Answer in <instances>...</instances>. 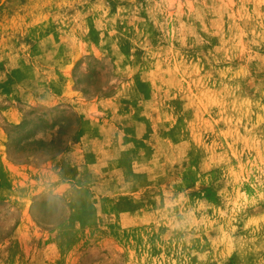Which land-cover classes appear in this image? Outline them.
Segmentation results:
<instances>
[{"label": "rangeland", "instance_id": "374dc122", "mask_svg": "<svg viewBox=\"0 0 264 264\" xmlns=\"http://www.w3.org/2000/svg\"><path fill=\"white\" fill-rule=\"evenodd\" d=\"M0 140V264H264V0H0Z\"/></svg>", "mask_w": 264, "mask_h": 264}, {"label": "crops", "instance_id": "0c3cea01", "mask_svg": "<svg viewBox=\"0 0 264 264\" xmlns=\"http://www.w3.org/2000/svg\"><path fill=\"white\" fill-rule=\"evenodd\" d=\"M78 101V97L75 98ZM95 104L94 106L98 109V112H102L103 109V100L102 99H93ZM89 98H84L82 100V107L85 104V108L81 110V113H85L88 116L90 115V110L86 109L88 105L92 104ZM81 102V101H80ZM80 114V113H79ZM93 117V116H92ZM6 122V121H5ZM76 146V142L68 141L65 145V151L61 153L60 151L56 153L51 152V154H44L39 157L37 156H23L17 155V153L12 149V147L0 140V172H6L10 175L18 185H29L30 183H36L38 185L45 184L49 180L60 181L62 180L61 174L59 175V169L53 170L52 167L56 165V162H59L61 158L66 154H71L72 149ZM39 177V178H38ZM61 183L58 184L56 188L59 190Z\"/></svg>", "mask_w": 264, "mask_h": 264}]
</instances>
